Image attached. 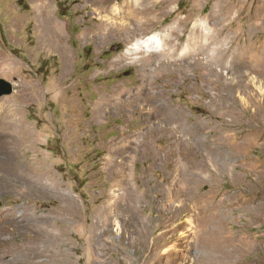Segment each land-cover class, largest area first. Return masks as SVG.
Returning <instances> with one entry per match:
<instances>
[{"label": "rangeland", "instance_id": "obj_1", "mask_svg": "<svg viewBox=\"0 0 264 264\" xmlns=\"http://www.w3.org/2000/svg\"><path fill=\"white\" fill-rule=\"evenodd\" d=\"M44 1L67 59L40 36ZM130 1L0 0V105L49 184L0 189L13 240L51 229L49 264H264V0ZM150 35L158 50L124 54ZM125 172L135 219L114 202Z\"/></svg>", "mask_w": 264, "mask_h": 264}, {"label": "bare ground", "instance_id": "obj_2", "mask_svg": "<svg viewBox=\"0 0 264 264\" xmlns=\"http://www.w3.org/2000/svg\"><path fill=\"white\" fill-rule=\"evenodd\" d=\"M36 1V0H33ZM129 2V1H128ZM131 5L133 9H140V5L147 4L148 0H131ZM136 6V7H135ZM35 7L39 13V20L41 24L39 25L40 36L44 40L49 50H61L64 54V58H68L69 55L67 49L62 44L63 34L60 28H54L51 17V9L48 2H36ZM130 8V7H129ZM139 20V19H138ZM38 27V26H37ZM38 31V32H39ZM213 35H210L209 32H205L202 37L210 39ZM148 37H153V39L147 41L150 48L158 49L159 45L158 37L155 35H150ZM146 37V38H148ZM146 38L140 39L139 41L146 40ZM57 39V40H56ZM204 39V38H203ZM212 39V38H211ZM42 42V43H43ZM61 42V43H60ZM45 45V44H44ZM46 46V45H45ZM138 47H141L138 45ZM48 49V48H47ZM137 51L136 49L130 47L125 50V55H131L133 52ZM153 52V51H152ZM148 100H151V104H154V98L149 91L145 93ZM114 103H120V100L110 99ZM170 111L167 107L155 106L154 112L162 116ZM19 127L18 120L14 113L5 112V105H0V189H4L13 184L17 185V182H23L26 184L30 190L34 188H39L45 190L48 184V180L45 179L43 174L32 173L29 169L22 167L17 163L16 157L14 156V149L17 143L16 132ZM126 150V149H125ZM115 160L112 161L113 166ZM123 179L116 180V184L128 191L129 194L120 195L117 199L114 200L115 206L120 205V212H131L130 219H135L137 217L136 209L139 205V198L133 196V189L130 187L128 182V173H123ZM194 176V175H193ZM75 201L71 198H66L64 205L61 207L62 213H71L73 207L75 206ZM110 212V211H109ZM73 213V212H72ZM71 213V214H72ZM113 213V212H112ZM113 215H116L115 212ZM27 221L32 220L31 215L25 216ZM19 219L17 215L13 212H4L0 211V261L4 264H41V261H38V258L46 257L47 260L45 264L52 262L53 258H56L57 250L54 249L52 245L53 231L47 227H40L37 232H35L26 245H22V240H13L15 233L16 220ZM18 222V221H17ZM20 226L23 225V221L18 222ZM187 235L183 236L181 239H178L179 243H185V246L190 247L193 243L194 233L191 230L195 227L193 222L190 219H186ZM106 229V228H105ZM110 231V230H106ZM192 247V246H191ZM18 252V253H17Z\"/></svg>", "mask_w": 264, "mask_h": 264}, {"label": "clouds", "instance_id": "obj_3", "mask_svg": "<svg viewBox=\"0 0 264 264\" xmlns=\"http://www.w3.org/2000/svg\"><path fill=\"white\" fill-rule=\"evenodd\" d=\"M151 39H153V37H148V38H146V40H142V41H139V42L134 43L133 45H131V47L134 48V49H136L137 51H141L142 50L143 53H144V55H148L152 51L158 50V49L150 48L148 46L147 41H149ZM138 45L142 46V48L141 47H138ZM134 59H140V56H136V57H134Z\"/></svg>", "mask_w": 264, "mask_h": 264}, {"label": "water", "instance_id": "obj_4", "mask_svg": "<svg viewBox=\"0 0 264 264\" xmlns=\"http://www.w3.org/2000/svg\"><path fill=\"white\" fill-rule=\"evenodd\" d=\"M13 91V86L10 82L0 79V97L4 95H9Z\"/></svg>", "mask_w": 264, "mask_h": 264}]
</instances>
